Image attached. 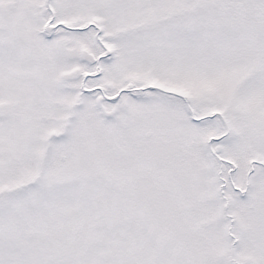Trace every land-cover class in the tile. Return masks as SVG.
<instances>
[{"label":"snow or ice","instance_id":"obj_1","mask_svg":"<svg viewBox=\"0 0 264 264\" xmlns=\"http://www.w3.org/2000/svg\"><path fill=\"white\" fill-rule=\"evenodd\" d=\"M0 264H264V0H0Z\"/></svg>","mask_w":264,"mask_h":264}]
</instances>
